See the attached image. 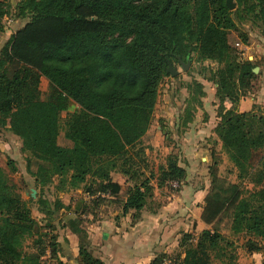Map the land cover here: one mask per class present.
Segmentation results:
<instances>
[{
	"label": "trees",
	"instance_id": "1",
	"mask_svg": "<svg viewBox=\"0 0 264 264\" xmlns=\"http://www.w3.org/2000/svg\"><path fill=\"white\" fill-rule=\"evenodd\" d=\"M14 11L24 23L0 48V126L21 138L26 170L36 187L43 190L58 179L59 189L83 187L90 193L119 195L122 186L112 176L119 171L129 181L123 212L134 210L138 218L143 209L156 211L162 203L156 200L154 207L150 205L155 172L146 139L160 84L171 74L169 60L179 61V55L183 60L211 59L217 65L210 67L208 80L216 83L220 116L215 141L237 168L238 178H247L254 187H242L241 180L222 185L214 193V203L208 194L202 218L213 222L224 206H232V231L249 235L250 251L263 249L264 105L238 108L241 97L253 91L258 63L242 56L229 34L239 30L236 18L249 17L264 25V0H237L233 8L226 0H18ZM10 12L9 0H0V33ZM239 37L246 44L251 41L246 31L240 30ZM43 77L50 83L45 98H41ZM185 86L189 96L184 124L206 93L199 78ZM226 100L232 102L230 107ZM63 111L68 112L64 121ZM61 131L71 144L59 141ZM218 162L214 155L210 164L214 188ZM8 165L18 169L13 157ZM185 176L178 153L170 152L165 164L159 165L160 184ZM36 200L47 217L45 224L34 216L30 199L22 196L0 163V264H68L44 257L48 244L56 248L54 235L48 242L50 218L63 207L76 212L103 199L82 208L81 201L72 206L40 192ZM65 223L80 235V263L104 264L89 248L79 216L67 215ZM187 236L180 241L181 253L160 250L151 264L238 260L237 241L217 226Z\"/></svg>",
	"mask_w": 264,
	"mask_h": 264
},
{
	"label": "crops",
	"instance_id": "2",
	"mask_svg": "<svg viewBox=\"0 0 264 264\" xmlns=\"http://www.w3.org/2000/svg\"><path fill=\"white\" fill-rule=\"evenodd\" d=\"M14 21L17 23L16 26L14 25L10 28L6 17V28L0 33L3 39L6 38L7 40L24 23L20 18H15ZM243 44L246 49L251 50H240L241 54L248 52L245 54L247 57L253 58L254 60L262 59L263 61L262 65H257L260 70L256 71L260 76L259 86L254 91L243 95L238 102V108L240 110H250L255 103L264 105V41L263 43H256V50H252L254 47L252 40L248 44ZM202 81L204 83V80ZM186 89L187 95L181 100L182 102H179L178 110L171 112L172 118H169L171 113H168V116H166L168 120L167 130L172 132L173 137L176 139L173 143H168L167 146L170 148L168 151L169 154L176 148L175 145H178L177 150L186 152L185 155L192 163L203 147L210 148L213 151L214 145L218 144L221 148V143L215 141L217 135L214 131L220 119L218 110H216L219 103H213L217 101V98L216 83L212 82L210 90L207 86L208 96L206 98L202 96V103H204L207 114L203 116L200 111L201 106L197 105L193 118L184 124L183 120L187 106L186 98L189 96L188 88L186 87ZM207 89L205 88L206 91ZM166 101L167 106L176 102L172 96L167 98ZM225 104L227 107H230L232 102L226 100ZM1 129L10 137H16L18 145L21 146L22 141L18 135L7 128L1 127ZM153 132L149 129L150 140L151 133ZM205 138L207 142L202 143V140ZM65 144H71V142L66 140ZM202 158L205 157L202 156ZM15 159L17 160V158ZM24 160L25 158L23 156L22 161ZM183 160L179 158V163L185 168H188L186 158H183ZM19 162H17L18 165ZM26 173L29 174L27 170ZM29 176L33 177L31 174ZM112 176L122 186L119 195L103 191L105 193L101 195L103 196V200L95 206L76 212L65 208L60 210V214H58L53 226L48 227V242L52 235H54L56 248L54 250L48 244L46 254L44 255L45 258L52 262L60 259L68 264H81L79 260L81 238L76 231L65 223L67 215L73 214L79 216L81 226L85 231L89 243V248L94 255L103 259L104 264H151L152 259L158 251H171L180 243L179 236L181 230L186 227L189 214L195 213L198 217L197 221L201 220L202 213L200 208L202 207L199 205V201L205 195L207 187H201L197 184L193 186L194 181L187 182L186 180L178 191L172 192L167 196L168 200L164 198L165 201H163L156 211L143 209L140 217L136 218L134 217V210L124 213L122 209V202L127 196L126 191L129 186L127 177L119 171H113ZM76 191L82 192L84 197L88 199L99 196L97 193L84 191L83 187H77ZM63 199L65 203H69L65 197ZM39 220L42 224H45L47 219L42 218ZM214 264L225 263L218 261L214 262ZM235 264H264L263 251H247L246 253L245 251L239 250V257Z\"/></svg>",
	"mask_w": 264,
	"mask_h": 264
},
{
	"label": "rangeland",
	"instance_id": "3",
	"mask_svg": "<svg viewBox=\"0 0 264 264\" xmlns=\"http://www.w3.org/2000/svg\"><path fill=\"white\" fill-rule=\"evenodd\" d=\"M18 0H9L11 4V12L7 16L8 20V26L12 28L14 25L16 26L17 23H15V16L12 14L15 11V4ZM235 6L237 5V0H234ZM12 20H11V19ZM237 22L239 24V30H232L229 34V39L232 45L237 50H251L246 49L245 45L242 43L239 37V32L246 31L249 33L250 39L252 40L254 47L252 50H256V43L264 41V25H261L260 22H255L254 20L250 19L249 17H240L236 18ZM5 39L0 36V48L3 45ZM242 43V44H241ZM264 46V44H263ZM1 52V50H0ZM252 52V51H249ZM248 52H245L247 54ZM245 54H241L242 56H246ZM256 62L258 63V66L263 64L262 59H257ZM173 63L178 67L180 70L179 73L176 75H167L161 82L159 87V100L158 104L155 110V115L153 119L152 126L150 129L154 131L151 133V140L150 135L148 139H146V142L148 144H151L149 149V160H150V166L152 167L153 171L155 172V176L152 179V183L154 184V199L151 201L150 205L152 207L155 206V201L160 200L161 203L163 201L168 200V195L172 192L178 191L183 183L186 182H193V186H203L207 187L205 190V195L200 199L199 205L202 207L200 208L201 213H203L204 207L207 203V196L210 194L211 200L214 203V199L216 198V195L214 193L217 190H221L222 185L227 186L230 184V182H239L241 180L242 187L245 188H253L254 184L250 182L247 178L239 179L237 176L238 170L232 163V161L229 159L227 153L220 149V145L215 144L214 149L217 153L210 150V148L203 147L201 151L199 152L197 158L193 160L191 163L187 156L185 155L186 152L177 150V146L175 145L174 152L178 153L179 158H186V164L188 165V168H186V176L180 181L177 179H170L167 180L165 183H161L158 179L159 174V165L165 164L166 158L168 155L169 147L167 146L168 143H173L176 139L173 137V133L167 130L168 126V120L166 119L168 116L167 114L171 113L172 111L175 112L178 110L179 102H182L181 100L186 97L187 95V89L185 87V84L187 81L194 80L195 77L199 78L200 80H204L205 88L207 89V86L210 90L212 86V81L208 80V76L210 74V67L216 66L217 63L211 59H205V60H196L195 58L191 60L190 65L186 70L183 69L181 63L178 60L173 59ZM260 64V65H259ZM260 70V69H259ZM194 78V79H193ZM260 84V76L255 78L254 80V88L253 91L259 86ZM41 87V98H45L47 96V93L50 89V83L49 80L46 77H43L40 83ZM172 96L176 102L174 104H171L167 106V98ZM205 98L208 96V89L206 93L203 95ZM207 100V99H206ZM218 101L213 102L214 104ZM201 108L200 111L202 112V115L205 116L207 114L206 109L204 108V103L200 104ZM203 107V108H202ZM75 108V105H71V110ZM216 110H218V107H216ZM67 111H63L62 114V121L65 120ZM174 116V115H173ZM169 118H172V113L170 114ZM170 126V125H169ZM162 128V129H161ZM63 131V130H62ZM61 131V134L59 135V141L61 143L66 142L68 140L71 142V140L64 136L63 132ZM209 141V140H208ZM206 138L202 140V143H206ZM217 145V147H216ZM182 149V148H181ZM25 158V155L23 151L20 148V145H18V140L16 137H10L4 130L1 129L0 126V163L4 164L6 166V170L9 174V177L11 181L15 182L18 186L19 191L21 192L22 196L24 198L30 199V204L32 206L33 214L34 216L39 220L42 218H46V215L44 212H42L38 208V203L36 198L38 197V193L44 194L49 200L54 201L56 198H61L67 200L69 204L72 206L78 204V202L81 201V208L86 207L87 205H90V203L97 204L99 202V199L103 196H98L95 198H85L82 192H77V187L75 188H68V189H59L56 186V183L58 182V179H55L54 182L48 184L41 190L39 187H36L35 181L33 177H30L29 174L26 173L25 170V160H23V156ZM217 156L218 158V164L216 165V170L218 174V181L216 184V187L214 188L212 186V175L210 172V164L213 162V156ZM17 158V162H19L18 169L17 170H11L10 166L8 165V160L10 157ZM205 157V158H202ZM32 187H35L37 189L36 195H32ZM210 193V194H209ZM209 194V195H208ZM33 196V197H32ZM165 198V200H164ZM64 200V199H63ZM90 200V201H89ZM64 208V207H63ZM62 209V208H61ZM194 211V207H193ZM189 213H191L189 211ZM231 213H232V206H224L222 211L219 213V215L214 219L213 222H206L203 220L201 215V220L197 221L198 217L196 214H189L187 219L186 227H184L181 230L180 236H179V242L182 240L183 237H187L188 232L195 234H199L203 228L206 227H214L217 226L222 232H224L226 235L232 237L235 239L238 243V250L250 251L248 247L246 246V240L248 238V234L244 232L240 233H234L231 228ZM198 215V213H197ZM58 216V215H57ZM57 216L54 218H50L52 220V223L54 224V221L57 220ZM40 221V220H39ZM44 222V221H43ZM47 222V220H46ZM45 222V223H46ZM193 239V238H192ZM195 241V238L193 239ZM32 239L30 242L32 243ZM260 242L263 243V251L264 254V241L260 240ZM180 244V243H179ZM176 245L173 250L167 251L170 254H176L181 253L184 248L183 245ZM184 254V253H183ZM221 261L220 259H214V262ZM214 264V263H213Z\"/></svg>",
	"mask_w": 264,
	"mask_h": 264
},
{
	"label": "water",
	"instance_id": "4",
	"mask_svg": "<svg viewBox=\"0 0 264 264\" xmlns=\"http://www.w3.org/2000/svg\"><path fill=\"white\" fill-rule=\"evenodd\" d=\"M226 1H227V4L229 5L230 8L235 7L234 0H226ZM178 58H179V62L181 63L183 69L186 70L188 68V66L190 65V63H191V60L190 59L183 60L181 55H179ZM254 70L255 71H258L259 70V67L258 66H255L254 67ZM167 71L170 72L171 75H173V76L180 72V70L178 69V67L171 60H169V62H168ZM32 191H33L32 192V195L35 196L37 189L35 187H33L32 188Z\"/></svg>",
	"mask_w": 264,
	"mask_h": 264
},
{
	"label": "built area",
	"instance_id": "5",
	"mask_svg": "<svg viewBox=\"0 0 264 264\" xmlns=\"http://www.w3.org/2000/svg\"><path fill=\"white\" fill-rule=\"evenodd\" d=\"M97 194L101 196V195H104L105 193L103 191H100Z\"/></svg>",
	"mask_w": 264,
	"mask_h": 264
}]
</instances>
